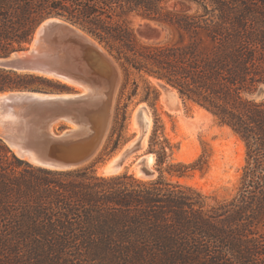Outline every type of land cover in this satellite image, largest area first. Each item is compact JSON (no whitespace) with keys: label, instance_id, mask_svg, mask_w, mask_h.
<instances>
[{"label":"trees","instance_id":"16d2710c","mask_svg":"<svg viewBox=\"0 0 264 264\" xmlns=\"http://www.w3.org/2000/svg\"><path fill=\"white\" fill-rule=\"evenodd\" d=\"M172 1L0 0V57L26 48L50 17L82 28L118 60L124 88L137 74L149 101L148 79L164 81L245 143L237 191L210 204L168 179L165 171L183 177L203 164L164 169L165 146L157 151L158 177L142 179L128 171L100 175L94 164L36 167L0 138V264H264V0H176L182 9ZM135 17L170 39L142 40ZM58 86L0 69V94ZM127 106H118L103 152L118 148Z\"/></svg>","mask_w":264,"mask_h":264},{"label":"water","instance_id":"95a60500","mask_svg":"<svg viewBox=\"0 0 264 264\" xmlns=\"http://www.w3.org/2000/svg\"><path fill=\"white\" fill-rule=\"evenodd\" d=\"M0 69L51 76L88 89H108L112 77L120 81L122 67L91 34L65 19L50 17L38 26L26 48L0 57ZM66 94L71 96L31 90L0 94V138L19 159L50 170H73L95 161L112 125V105L100 95ZM59 122L78 127L57 133L54 127ZM132 122L140 126V132L117 152L120 163L143 151L139 106L131 115ZM149 154L140 155L134 163L145 179L158 175L155 165L147 162ZM118 170L110 160L98 165L97 172L115 175Z\"/></svg>","mask_w":264,"mask_h":264},{"label":"rangeland","instance_id":"374dc122","mask_svg":"<svg viewBox=\"0 0 264 264\" xmlns=\"http://www.w3.org/2000/svg\"><path fill=\"white\" fill-rule=\"evenodd\" d=\"M172 4L176 5L178 9L183 8V6L176 2V0H173ZM133 26L142 40L150 42H166L170 39V33L168 30L163 29L155 23L142 21L138 17L133 19ZM146 26L148 27L144 28ZM48 78L51 80L53 79L59 86L55 89L52 88L54 90L51 89L47 92H81V88H77L74 84L71 85L70 83L55 78ZM148 81L155 90V94H152L149 101L146 100L144 79L137 74H133L130 77L127 88H124L126 79L123 69L121 70V78L118 83L112 110V125L104 144L102 145L95 161L92 163L95 165L96 171L98 170V165L112 160L122 147L126 146L133 140L135 133H138V131L132 129L131 115L137 106L146 104L152 118V128L148 142L143 148V151L134 154L126 160L122 173L125 171L134 173V163L136 159L140 155L147 153L155 155L154 165L157 169V151H160L161 147L165 146L168 158L167 163L163 166L164 169L168 168V165L170 164L181 163L189 165L198 162L199 160H202L201 162L203 164L202 169H189L187 174L183 177L171 175L165 171V175L168 179L179 181L186 186L196 189L207 197V201L210 204L215 203V199L231 197L239 187L243 168L246 163L247 149L245 143L229 127L221 126L214 117H197L193 102L187 100L182 101V117L186 120H180L178 116L171 114L166 110L165 102L162 101L164 92L159 84L154 82L151 78H149ZM135 82L139 84V89L137 93L133 94ZM125 103L128 105L127 121L126 129L120 144L113 152H110V148L103 152L104 146L114 128L117 108L119 105L123 106ZM193 119L199 120L202 128L195 135H190L185 133L182 122L190 121L189 123H191V121H194ZM70 126L73 127L69 123L59 122L55 125L54 129L57 133H60ZM158 175L156 177H158Z\"/></svg>","mask_w":264,"mask_h":264},{"label":"bare ground","instance_id":"6f19581e","mask_svg":"<svg viewBox=\"0 0 264 264\" xmlns=\"http://www.w3.org/2000/svg\"><path fill=\"white\" fill-rule=\"evenodd\" d=\"M99 50L103 53H106L101 47H99ZM51 77V76H48ZM53 78V77H51ZM154 82H156L157 84H159L160 88L162 89V91L164 92L163 96H162V101L165 102V108L167 111H169L171 114H175L176 116L179 117L180 120H186L184 119L182 116V100L180 98V94L178 93V91L174 88H172L171 86H169L168 84H166V82L155 79V78H151ZM112 84L110 85V87H108V89H106L105 87H102L100 89H94V88H86L83 86H79L76 85L77 88H81V93L85 94V95H100L102 97H105L108 99V101L110 102L111 106V111L113 110V106H114V101H115V96H116V91L118 88V83L119 80H116L115 78L113 79L112 77ZM64 81V80H61ZM66 82V81H64ZM70 83L71 85L73 83L71 82H67ZM75 86V84H74ZM110 88V89H109ZM64 95L66 96H71V94H66L64 93ZM162 102V103H163ZM142 109V121H143V129H142V146L143 148L145 147V145L148 142V138H149V134L152 128V118H151V114L146 106V104H142L139 106ZM194 107H195V111H196V116L197 117H203V116H209V117H214L210 112H208L206 109L202 108L201 106H198L194 103ZM203 119V118H202ZM205 119V117H204ZM207 119V118H206ZM210 119V118H209ZM194 120V119H193ZM188 122H182V126L185 130V133L190 134V135H195L201 128L202 125L200 123L199 120H194L193 122L191 121V123ZM58 124V123H57ZM71 124L74 128L76 129L78 126H76L73 123H69ZM132 129H134L135 131L137 130L138 133L140 132V126L138 124H136L135 122H132ZM134 142V141H132ZM131 142V143H132ZM120 157L121 155L119 154L118 156H115L112 160H111V166H118L119 170L118 173H121L122 170L124 169V164L126 162V160H124L122 163H120ZM154 155L153 154H149L147 156V162L151 165L154 164ZM134 173L137 177L143 178L140 173L137 170V166H134ZM100 175H110L108 173H103L100 172ZM156 176H154L153 178H155Z\"/></svg>","mask_w":264,"mask_h":264}]
</instances>
